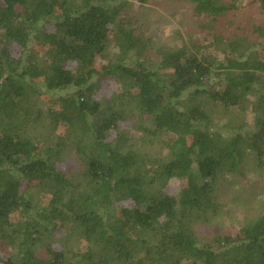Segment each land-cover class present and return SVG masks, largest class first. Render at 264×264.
Segmentation results:
<instances>
[{
  "label": "trees",
  "instance_id": "16d2710c",
  "mask_svg": "<svg viewBox=\"0 0 264 264\" xmlns=\"http://www.w3.org/2000/svg\"><path fill=\"white\" fill-rule=\"evenodd\" d=\"M175 1L199 37L170 48L130 0H0V264H264V211L199 237L217 184L264 169V0ZM243 17L252 32L231 30Z\"/></svg>",
  "mask_w": 264,
  "mask_h": 264
},
{
  "label": "rangeland",
  "instance_id": "374dc122",
  "mask_svg": "<svg viewBox=\"0 0 264 264\" xmlns=\"http://www.w3.org/2000/svg\"><path fill=\"white\" fill-rule=\"evenodd\" d=\"M130 1L134 5L131 11V14H134V21L141 18L140 23L142 27L144 26L145 32L156 35L158 43L164 47L171 48L184 43L189 45L191 40L199 37V35H193L198 28L191 4L175 0ZM255 1L244 0L243 2L249 3L247 10H253L258 3ZM219 27L227 36L230 30L224 26V19L219 22ZM234 28L244 34L253 30L252 24L246 17L241 18L239 26L230 27L231 30ZM200 38H204V35ZM97 79L101 87L96 95L108 97L117 93L112 79L101 76ZM48 101L51 102V100ZM233 117L241 119L243 116L238 109L231 113L218 110L214 115V119L220 124L230 121ZM120 126L128 128L126 123H121ZM168 137L164 132L145 135L137 131L132 133V138L127 143L146 154L163 156L166 153L163 141ZM66 162L69 164L70 160ZM172 184L169 190L178 185L174 179ZM217 195L221 206L211 222L203 226L199 232V237L204 243H213V240L221 235L235 234L248 220L264 211V169L257 167L254 159L250 158L243 164L241 174L228 175L217 184Z\"/></svg>",
  "mask_w": 264,
  "mask_h": 264
}]
</instances>
